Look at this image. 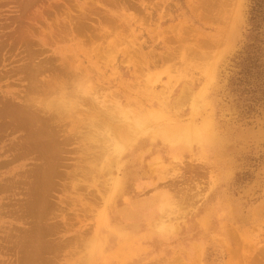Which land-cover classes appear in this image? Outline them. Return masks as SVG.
<instances>
[{"label": "rangeland", "instance_id": "obj_1", "mask_svg": "<svg viewBox=\"0 0 264 264\" xmlns=\"http://www.w3.org/2000/svg\"><path fill=\"white\" fill-rule=\"evenodd\" d=\"M257 2L0 0V264H264Z\"/></svg>", "mask_w": 264, "mask_h": 264}, {"label": "trees", "instance_id": "obj_2", "mask_svg": "<svg viewBox=\"0 0 264 264\" xmlns=\"http://www.w3.org/2000/svg\"><path fill=\"white\" fill-rule=\"evenodd\" d=\"M258 0L250 12L249 37L238 54L236 80L245 87L246 95L264 101V5Z\"/></svg>", "mask_w": 264, "mask_h": 264}, {"label": "bare ground", "instance_id": "obj_3", "mask_svg": "<svg viewBox=\"0 0 264 264\" xmlns=\"http://www.w3.org/2000/svg\"><path fill=\"white\" fill-rule=\"evenodd\" d=\"M78 85H79V82H78ZM80 86V85H79ZM72 95V94H71ZM73 96V95H72ZM71 96V97H72ZM159 111V110H158ZM130 116V115H129ZM151 121V120H150ZM142 125V124H141ZM143 127H141L138 131L139 132H142V133H144L146 130H147V127L146 126H144V125H142ZM145 127H146V130H145ZM44 129V128H43ZM149 131H150V129H148ZM160 130V129H159ZM158 131V130H157ZM181 131V130H180ZM173 132V131H172ZM164 134V136L165 137H167L169 134H168V132L166 131V132H163ZM178 133V132H177ZM83 135V134H82ZM180 136V135H179ZM170 137H171V135H170ZM131 138V137H130ZM195 138V137H194ZM155 207V206H154ZM151 209V208H150ZM156 210V209H155ZM152 211V210H151ZM153 217V216H152ZM146 220V219H145ZM144 231V230H143Z\"/></svg>", "mask_w": 264, "mask_h": 264}]
</instances>
